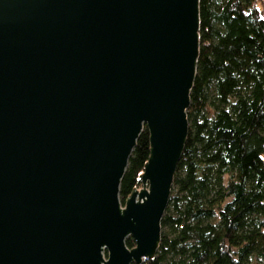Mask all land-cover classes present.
<instances>
[{
	"label": "water",
	"instance_id": "95a60500",
	"mask_svg": "<svg viewBox=\"0 0 264 264\" xmlns=\"http://www.w3.org/2000/svg\"><path fill=\"white\" fill-rule=\"evenodd\" d=\"M199 54L200 0H0V264L156 256Z\"/></svg>",
	"mask_w": 264,
	"mask_h": 264
},
{
	"label": "trees",
	"instance_id": "16d2710c",
	"mask_svg": "<svg viewBox=\"0 0 264 264\" xmlns=\"http://www.w3.org/2000/svg\"><path fill=\"white\" fill-rule=\"evenodd\" d=\"M262 11L264 0H200L187 141L157 254L144 264H264ZM149 155L145 128L120 184L122 204L141 186Z\"/></svg>",
	"mask_w": 264,
	"mask_h": 264
},
{
	"label": "rangeland",
	"instance_id": "374dc122",
	"mask_svg": "<svg viewBox=\"0 0 264 264\" xmlns=\"http://www.w3.org/2000/svg\"><path fill=\"white\" fill-rule=\"evenodd\" d=\"M261 15H262V17H264V11H262ZM140 187H141V186H140ZM140 187H138V188H140Z\"/></svg>",
	"mask_w": 264,
	"mask_h": 264
}]
</instances>
